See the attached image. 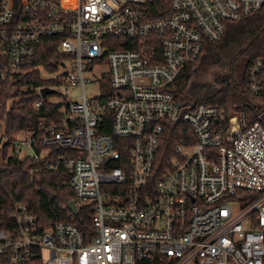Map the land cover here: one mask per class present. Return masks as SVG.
Instances as JSON below:
<instances>
[{"label":"built area","instance_id":"built-area-1","mask_svg":"<svg viewBox=\"0 0 264 264\" xmlns=\"http://www.w3.org/2000/svg\"><path fill=\"white\" fill-rule=\"evenodd\" d=\"M153 2L0 0V80L23 73L41 42L59 37L64 59L51 77L61 75L68 103L63 120L15 138L9 154L37 161L55 148L77 151L64 161L75 206L94 209L88 239L73 224L41 230L14 203L0 227V264H264V56L247 72L259 105L227 113L188 106L169 89L206 41L264 0H169L157 19ZM94 73L97 83L108 76L110 94L86 95ZM166 125L185 128L164 169Z\"/></svg>","mask_w":264,"mask_h":264},{"label":"trees","instance_id":"trees-1","mask_svg":"<svg viewBox=\"0 0 264 264\" xmlns=\"http://www.w3.org/2000/svg\"><path fill=\"white\" fill-rule=\"evenodd\" d=\"M152 9L153 19L168 15L169 0H154ZM59 41V37L43 40L23 73L0 80V134L5 139L0 148V227H3L2 223L10 222L8 213L14 203H19L35 214L41 230L57 223L73 224L89 239L93 234V206L79 207L76 215H72L67 206L69 201H74L75 195L69 183L70 172L64 161L76 156L77 151L55 148L46 159L37 161L9 154L15 138L38 130L41 124L59 122L66 115L68 103L59 93L47 95L40 107H34V103L39 100V88L59 86L61 75L51 77L64 59L57 52ZM203 56L212 59L216 66L228 70L224 81L206 84L196 80L197 66ZM263 56L264 4L259 12L238 22L228 23L218 41H206L201 56L178 75L169 89L176 101L188 106L205 103L224 107L228 113L242 104L236 84V71L241 85L247 91V72L251 64ZM105 90L109 92V87ZM104 122L102 133H109L111 121L105 118ZM183 127L165 126L166 140L160 145L157 166L167 168ZM41 135L42 132H38V138ZM35 149L40 151L39 145ZM45 160L50 161L51 167H43Z\"/></svg>","mask_w":264,"mask_h":264},{"label":"rangeland","instance_id":"rangeland-1","mask_svg":"<svg viewBox=\"0 0 264 264\" xmlns=\"http://www.w3.org/2000/svg\"><path fill=\"white\" fill-rule=\"evenodd\" d=\"M107 69V67L105 66H100L97 69V72H99L100 74L105 72ZM59 70H62L61 68ZM227 69H222L219 66H216L212 59H210L209 57L203 56L201 58V60L199 61V64L197 66V74H196V80L200 83H215V84H219L220 82L224 81L227 77ZM239 73L241 74V72L239 71ZM46 76H48L47 73H45ZM51 74H49L50 76ZM238 71H236V84L239 87V92L240 95L242 97V104H251L253 106L259 105L260 102L262 101L259 98H256L252 95H250L245 88L241 85L240 81H239V77H238ZM94 77H96V74H92L89 76V78L91 79L90 83H87L85 85V93L88 97H94L100 88H108L110 87V81L108 76L104 75L103 80H101L99 83H97L96 80H94ZM96 79V78H95ZM57 92H61V88L58 86L57 87ZM80 94V89H71V91H69V100H74L78 95ZM5 142V139L1 137L0 134V147L2 146V144ZM25 153V151H23V154ZM22 154V155H23Z\"/></svg>","mask_w":264,"mask_h":264},{"label":"water","instance_id":"water-1","mask_svg":"<svg viewBox=\"0 0 264 264\" xmlns=\"http://www.w3.org/2000/svg\"><path fill=\"white\" fill-rule=\"evenodd\" d=\"M54 93H55V90L49 89L47 87H44V88L40 89V91H39V95L43 99H45L47 95L54 94ZM67 206H68V209L70 210V212L72 213V215H76L77 214V209H76V206H75V202L73 200L69 201Z\"/></svg>","mask_w":264,"mask_h":264}]
</instances>
